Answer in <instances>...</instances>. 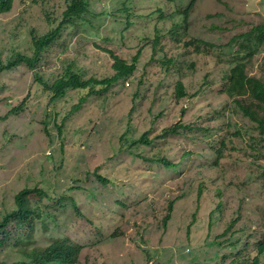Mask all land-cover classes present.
Instances as JSON below:
<instances>
[{
    "label": "rangeland",
    "instance_id": "374dc122",
    "mask_svg": "<svg viewBox=\"0 0 264 264\" xmlns=\"http://www.w3.org/2000/svg\"><path fill=\"white\" fill-rule=\"evenodd\" d=\"M73 1L16 0L0 17V60L32 55ZM88 2L34 69L0 75V222L21 191L50 196L35 231L10 228L0 264L58 240L83 247L79 264L250 262L264 238V135L222 91L239 62L264 78V0ZM106 49L130 63L142 50L137 71L74 116L78 91L51 101L41 81L114 76ZM176 124L189 128L161 137ZM146 133L153 144L136 145Z\"/></svg>",
    "mask_w": 264,
    "mask_h": 264
},
{
    "label": "trees",
    "instance_id": "16d2710c",
    "mask_svg": "<svg viewBox=\"0 0 264 264\" xmlns=\"http://www.w3.org/2000/svg\"><path fill=\"white\" fill-rule=\"evenodd\" d=\"M16 0H0V17L12 12ZM89 12L88 0H74L70 3L68 10L64 12V19L61 25L52 29L50 32L41 37H34L33 39V54H17L9 62L4 63L0 60V75L4 72L16 70L21 66H27L34 69L40 62L45 53L53 49L55 45L63 38L65 30L74 25L75 21L83 18ZM255 31H258V38L264 40V25L256 26ZM199 42V41H197ZM110 55L114 61L113 69L115 75L106 78H91L86 80L80 74H74L69 77L59 79L54 85H48L40 82L45 91L50 94L51 101L56 102L61 98H65L68 92L78 91L80 93V100L71 111L74 116L81 112L85 105L90 101L92 96H100L109 92L115 85L119 84L123 79L132 76L138 69V64L143 51L140 50L135 56L134 61L130 63L119 54L117 55L112 50H103ZM166 67L172 64V60L163 62ZM247 64L239 62L236 66L231 68L228 72V84L222 93L230 98H234V104L251 122L256 125L258 131L264 135V78H258L250 75L247 72ZM188 96L187 88L183 81H179L176 85V99L181 101ZM16 112L18 110H15ZM14 111V112H15ZM13 112V113H14ZM5 118L0 117V121ZM179 128H189L184 124H176L171 128L163 130L161 137L175 135ZM151 146L153 144L146 133L141 140L135 143ZM134 144V146H135ZM146 162L160 164L165 169H175L176 165L161 160H145ZM98 179L106 184L108 181L102 175ZM49 193L40 188H27L21 191L16 198V210L8 214L5 219L0 222V246H4L6 241L12 237L10 231L11 227H16L26 231L33 232L36 229V221L42 218L39 209V202L49 199ZM172 203L168 207V214L166 215L163 224H166L170 219L172 211ZM32 238V235L28 236ZM30 243V242H29ZM83 251V247L69 240H58L46 248L28 247L22 248L21 253L25 256V264H79V260ZM263 259V262L260 259ZM230 264H264V238L256 247V256L249 262L243 260H234Z\"/></svg>",
    "mask_w": 264,
    "mask_h": 264
}]
</instances>
